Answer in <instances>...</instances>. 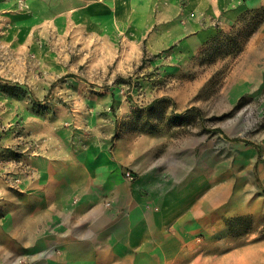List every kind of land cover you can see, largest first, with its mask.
Masks as SVG:
<instances>
[{"label":"rangeland","instance_id":"1","mask_svg":"<svg viewBox=\"0 0 264 264\" xmlns=\"http://www.w3.org/2000/svg\"><path fill=\"white\" fill-rule=\"evenodd\" d=\"M64 6L0 0V184L16 190L67 164L100 171L150 147L168 161L216 156L213 234L261 239L264 9L225 21L195 52H150L123 33L93 34Z\"/></svg>","mask_w":264,"mask_h":264},{"label":"crops","instance_id":"2","mask_svg":"<svg viewBox=\"0 0 264 264\" xmlns=\"http://www.w3.org/2000/svg\"><path fill=\"white\" fill-rule=\"evenodd\" d=\"M39 1L64 4L93 34L123 33L150 52H195L225 21L264 9V0ZM258 50L262 74L264 43ZM170 156L137 149L100 171L67 164L16 190L1 183L0 264H264V238L238 243L213 234L216 156ZM229 240L235 244L218 245Z\"/></svg>","mask_w":264,"mask_h":264},{"label":"trees","instance_id":"3","mask_svg":"<svg viewBox=\"0 0 264 264\" xmlns=\"http://www.w3.org/2000/svg\"><path fill=\"white\" fill-rule=\"evenodd\" d=\"M216 36H217V35H216ZM72 75H73V74H66L65 76H72ZM9 87H10V86H9ZM15 88H19V87H17V86H13V89H15ZM32 98H33V100L38 101L37 98H35V96H32ZM261 238H264V235H262Z\"/></svg>","mask_w":264,"mask_h":264},{"label":"built area","instance_id":"4","mask_svg":"<svg viewBox=\"0 0 264 264\" xmlns=\"http://www.w3.org/2000/svg\"><path fill=\"white\" fill-rule=\"evenodd\" d=\"M126 175H127L128 177H130V176H131V174H130L129 172H127V173H126ZM107 204H108V203H107Z\"/></svg>","mask_w":264,"mask_h":264}]
</instances>
